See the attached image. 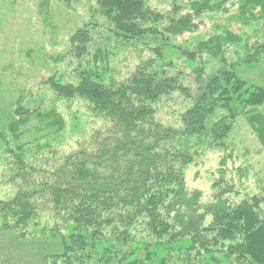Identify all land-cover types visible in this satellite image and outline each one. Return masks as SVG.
I'll list each match as a JSON object with an SVG mask.
<instances>
[{
    "label": "trees",
    "instance_id": "1",
    "mask_svg": "<svg viewBox=\"0 0 264 264\" xmlns=\"http://www.w3.org/2000/svg\"><path fill=\"white\" fill-rule=\"evenodd\" d=\"M234 1L187 0L172 3L165 14L149 0H96L95 20L72 35L68 49L69 57L85 56L87 64L75 69L69 81L62 73L44 81L34 108L27 106L31 98H21L7 124L0 176L10 191L0 195V230L62 238L65 253L56 262L63 264H150L157 249L161 264H220L222 259L264 264V201L257 195L235 204L225 199L236 188L222 166L212 186L214 201L196 202L195 212L190 203L202 193L190 192L185 178L194 159L186 140L194 137L202 145L227 149L240 118L264 149V88L249 87L236 74L238 67L260 63L264 56V0L237 3L232 20L252 27L255 38L242 51L243 37L229 29L197 39L193 49L172 43L194 33L205 15L227 12ZM179 12L182 17L175 19ZM112 41L139 43L151 57L117 81L103 66L116 56ZM166 48L193 65L194 83L169 75L166 68L174 64H165ZM209 58L221 67L206 75ZM46 90L71 107L86 108V117L100 125L89 139L72 141L70 148L60 142L69 125L55 107L42 109ZM175 93L191 104L182 114L171 111L162 122L156 106ZM32 120L40 132L49 133L22 143L23 129ZM42 218H47L44 224ZM139 230L143 237L135 241Z\"/></svg>",
    "mask_w": 264,
    "mask_h": 264
},
{
    "label": "rangeland",
    "instance_id": "2",
    "mask_svg": "<svg viewBox=\"0 0 264 264\" xmlns=\"http://www.w3.org/2000/svg\"><path fill=\"white\" fill-rule=\"evenodd\" d=\"M95 1L0 0V146L6 138L7 124L13 119L15 106L21 98H31V104L27 106L34 108L39 103L36 95L43 87L44 81L60 73L64 74V81H69L68 77L73 74V71L75 72V69L87 64L85 56L78 58L72 55L69 57L68 49L72 35L87 23L95 20L93 18ZM149 1L150 5L157 6L160 12L165 14L171 10L172 3L179 5L187 2V0ZM238 1L235 0L228 4L227 12L205 15L194 33H185L181 37L172 38V43L186 49H193V44L197 39L203 40L217 31L229 29L243 37V44L238 47V50H241L255 38H253L252 27H243L232 20L237 15ZM174 17L180 19L181 12ZM112 46L115 48L116 56L108 65L103 63V66H109L111 76L117 81L130 77L141 63L151 57L150 52L139 43L133 45V43L120 44V42L112 41ZM163 54L166 65L171 62L174 64L171 68H166L169 75L180 76L181 82L186 85L194 83L195 77L190 68H193V65L180 57L176 50L166 48ZM209 61L206 75H211L221 67L212 58H209ZM236 74L249 87L264 88V56L260 63L238 67ZM43 99L42 109L48 111L55 107L69 125L67 134L60 141L64 146L69 147L72 141L91 137L97 123L95 124L91 119L93 116L86 117L85 107L72 105L74 107L72 108L68 105L69 101L60 99L48 90ZM190 104L180 93L168 96L156 106L157 119L166 122V116L171 111L182 114ZM234 107L238 112L242 109L238 101L234 102ZM75 114L79 117H75ZM38 127L35 120L30 121L23 129L25 135L21 140L22 143L49 133L46 130L40 132ZM186 142L185 147L194 158L193 163L185 169L186 186L190 192L202 193H200V200V197H197L198 194L194 196L193 201L191 199L190 208L192 210L196 208L193 206L196 202L200 201L205 205L214 201L212 186L221 178L218 172L222 166L229 169L226 175L227 182L232 184L235 181L236 188L232 194L225 195V199L235 204L247 198L252 199L257 195L260 200L264 201V149L244 118L238 120L227 139V149L202 145L200 143L202 141L194 137ZM1 159L2 157L0 158V172L4 169V161ZM241 167L245 169L243 172L236 170ZM246 171L247 177L243 178V173ZM215 174H218L220 178H216ZM2 181L3 178L0 176V195L10 191L5 188L6 185ZM225 185L231 186L230 184ZM9 189L12 190V187ZM181 201L184 203V200ZM261 208L264 210V203ZM182 213H186V210L183 209ZM42 219V224H44L47 218ZM210 219L207 217V223ZM139 231L140 233L134 238L135 241L143 237L142 230ZM65 238L67 240V237ZM158 250H152V253L156 255L154 262L150 264H161L163 254L158 255ZM97 251L98 254L103 255V247H98ZM64 253L65 242L62 238L21 237L15 231L0 230V264H63L62 262L57 263L56 257ZM167 264H175V261H169ZM220 264L227 263L222 259ZM229 264L233 263L229 262Z\"/></svg>",
    "mask_w": 264,
    "mask_h": 264
},
{
    "label": "crops",
    "instance_id": "3",
    "mask_svg": "<svg viewBox=\"0 0 264 264\" xmlns=\"http://www.w3.org/2000/svg\"><path fill=\"white\" fill-rule=\"evenodd\" d=\"M263 110V111H262ZM262 111V112H261ZM260 113L264 116V106L262 107Z\"/></svg>",
    "mask_w": 264,
    "mask_h": 264
}]
</instances>
